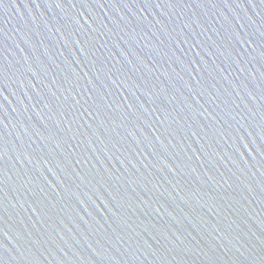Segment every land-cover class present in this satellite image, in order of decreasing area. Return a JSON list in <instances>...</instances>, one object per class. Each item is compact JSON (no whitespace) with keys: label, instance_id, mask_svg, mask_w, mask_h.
<instances>
[{"label":"water","instance_id":"obj_1","mask_svg":"<svg viewBox=\"0 0 264 264\" xmlns=\"http://www.w3.org/2000/svg\"><path fill=\"white\" fill-rule=\"evenodd\" d=\"M0 264H264V0H0Z\"/></svg>","mask_w":264,"mask_h":264}]
</instances>
